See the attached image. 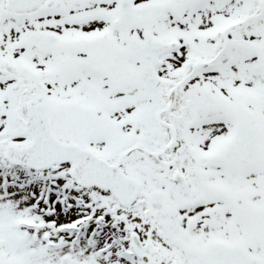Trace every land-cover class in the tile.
<instances>
[{
    "label": "snow or ice",
    "instance_id": "obj_1",
    "mask_svg": "<svg viewBox=\"0 0 264 264\" xmlns=\"http://www.w3.org/2000/svg\"><path fill=\"white\" fill-rule=\"evenodd\" d=\"M0 264H264V0H0Z\"/></svg>",
    "mask_w": 264,
    "mask_h": 264
}]
</instances>
